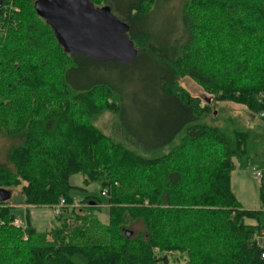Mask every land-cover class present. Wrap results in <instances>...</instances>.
Here are the masks:
<instances>
[{
  "label": "trees",
  "instance_id": "16d2710c",
  "mask_svg": "<svg viewBox=\"0 0 264 264\" xmlns=\"http://www.w3.org/2000/svg\"><path fill=\"white\" fill-rule=\"evenodd\" d=\"M14 1L16 25L0 54V189L26 181L16 205L70 204V178L82 174L110 211L104 225L66 208L48 240L12 225V196L0 202V264H170L173 252L187 264H264L255 238L264 181L258 211L244 210L230 187L236 167L264 168V129L250 137L200 124L210 105L179 86L190 76L215 101L264 116V0H206L197 17L193 0H102L129 25L138 55L128 64L70 55L31 0ZM130 110L141 120H127ZM107 112L118 117L110 136L94 124ZM181 136L198 151L174 146Z\"/></svg>",
  "mask_w": 264,
  "mask_h": 264
},
{
  "label": "rangeland",
  "instance_id": "374dc122",
  "mask_svg": "<svg viewBox=\"0 0 264 264\" xmlns=\"http://www.w3.org/2000/svg\"><path fill=\"white\" fill-rule=\"evenodd\" d=\"M36 0H31L35 3ZM96 8H102L108 6L102 0H92ZM180 2L176 1L174 4ZM216 2V0L214 1ZM219 2V1H218ZM191 10L193 14L197 17L200 14V8H206V0H193L191 3ZM19 9L16 6V1L7 0L3 8V16L1 17L2 23L0 26V54L3 53L2 45L4 44L8 31L16 25V22L12 20L11 14L13 12H18ZM114 13V12H113ZM115 14V13H114ZM116 15V14H115ZM117 16V15H116ZM205 18V17H204ZM200 22L198 23V27ZM48 34V33H47ZM48 39L51 41V34H48ZM52 42V41H51ZM53 46V42L50 43ZM55 46V45H54ZM8 50V48H7ZM188 66V63L185 65ZM180 88L188 95L193 98L198 99L201 102V106L210 105L211 113L203 117L199 122L200 124H208L219 126L224 130L231 131H241L248 132L250 137H254L256 132L260 128L264 129V120L261 118L263 115L258 116L257 114L251 112L246 106L237 104L234 102H225V101H215L214 96L209 93L206 87L201 86L197 80L193 79L190 76H185L179 80ZM65 94V93H63ZM62 94V95H63ZM36 109H32V112H35ZM131 112L133 113L131 115ZM127 120L134 123L135 120H141L140 116L135 114V110L127 111ZM118 122V117L111 113L107 112L100 115L95 121L94 124L97 128L101 129L106 135H112L116 132V124ZM184 136H181L174 144V146H182L184 148L183 152H186V148H191L193 151H198L200 147L191 143V141L184 139ZM6 144V141L3 138H0V148ZM168 150L164 151L166 153ZM181 152L180 150H177ZM185 154V153H184ZM207 163L215 164L216 158L218 157V149H213L212 153L208 154ZM254 159V157H252ZM235 163L238 164V161L235 159ZM255 172H260L261 177H257ZM264 168L257 166V164L250 163L246 168L236 167L231 172L230 178V187L231 191L240 203L241 207L247 211H258L262 209L261 201V185L264 181ZM263 177V178H262ZM70 184L73 186L72 197L74 200L82 201L87 197L97 198L102 202V205H85L82 208H78L76 213L81 214H90V211L93 212V215L98 218V220L104 224H109V211L110 208L107 206V201L100 195V187L97 184H91L85 186L84 178L82 174H75L70 178ZM27 185L26 181H23L19 186L8 188L13 196V199L10 202V206L13 207V214L15 220H19L23 226L22 229L31 228L37 234L48 235V240H51L52 235L50 233H55L59 230H62L63 221L56 219V216L53 212V207L55 205H43V206H26V205H16L21 199V193L23 187ZM92 207V208H90ZM90 208V209H89ZM93 209V210H92ZM28 210V211H27ZM15 222V221H14ZM13 222V223H14ZM12 223V225H13ZM249 224H253L252 221H248ZM14 226V225H13ZM127 230L135 232L137 234L141 231V226L136 224L134 226L128 225ZM264 231L260 233L255 238L260 242H264L263 237ZM67 241V240H66ZM187 255L183 252H173L170 254V264H187Z\"/></svg>",
  "mask_w": 264,
  "mask_h": 264
},
{
  "label": "water",
  "instance_id": "95a60500",
  "mask_svg": "<svg viewBox=\"0 0 264 264\" xmlns=\"http://www.w3.org/2000/svg\"><path fill=\"white\" fill-rule=\"evenodd\" d=\"M3 1L0 0V20ZM34 9L55 30L70 55L120 64L131 63L138 55L129 37V25L110 6L96 8L92 0H36ZM11 197L10 190L0 189V202ZM125 234L131 238L133 232L126 230Z\"/></svg>",
  "mask_w": 264,
  "mask_h": 264
},
{
  "label": "built area",
  "instance_id": "2783aa9c",
  "mask_svg": "<svg viewBox=\"0 0 264 264\" xmlns=\"http://www.w3.org/2000/svg\"><path fill=\"white\" fill-rule=\"evenodd\" d=\"M255 175L257 177H261V173L260 172H255ZM107 195H108L107 190H104V192H102V196L106 197ZM85 205L86 204H84L82 201L73 200L72 203L68 204L65 199H61L59 201V203L53 207V212H54L55 216H61L64 213V209H66V208L78 209V208L84 207ZM13 225L16 228H20V229L23 228V226H22V224H21V222L19 220H15ZM262 246H263V249H264V242H263ZM262 257L264 258V253H263Z\"/></svg>",
  "mask_w": 264,
  "mask_h": 264
},
{
  "label": "bare ground",
  "instance_id": "6f19581e",
  "mask_svg": "<svg viewBox=\"0 0 264 264\" xmlns=\"http://www.w3.org/2000/svg\"><path fill=\"white\" fill-rule=\"evenodd\" d=\"M3 5V4H2ZM263 237H264V234H263Z\"/></svg>",
  "mask_w": 264,
  "mask_h": 264
},
{
  "label": "crops",
  "instance_id": "0c3cea01",
  "mask_svg": "<svg viewBox=\"0 0 264 264\" xmlns=\"http://www.w3.org/2000/svg\"><path fill=\"white\" fill-rule=\"evenodd\" d=\"M28 211V210H27Z\"/></svg>",
  "mask_w": 264,
  "mask_h": 264
}]
</instances>
